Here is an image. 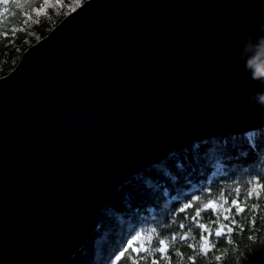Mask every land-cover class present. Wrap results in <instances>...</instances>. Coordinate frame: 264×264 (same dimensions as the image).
Masks as SVG:
<instances>
[{"label": "water", "instance_id": "1", "mask_svg": "<svg viewBox=\"0 0 264 264\" xmlns=\"http://www.w3.org/2000/svg\"><path fill=\"white\" fill-rule=\"evenodd\" d=\"M261 23L264 0H86L24 51L0 78V264H65L147 166L264 125Z\"/></svg>", "mask_w": 264, "mask_h": 264}, {"label": "trees", "instance_id": "2", "mask_svg": "<svg viewBox=\"0 0 264 264\" xmlns=\"http://www.w3.org/2000/svg\"><path fill=\"white\" fill-rule=\"evenodd\" d=\"M85 1L0 0V78ZM204 139L133 176L65 264H131L126 256L117 257L129 241L137 235L147 239L153 228L152 248L157 240L187 237L172 241L170 259L160 264H264V125ZM209 201L214 209L204 207ZM190 202L192 207L184 208ZM199 224L213 233L204 247L201 234L208 232ZM218 228L220 236L215 235ZM160 255H149L140 264H152Z\"/></svg>", "mask_w": 264, "mask_h": 264}, {"label": "snow or ice", "instance_id": "3", "mask_svg": "<svg viewBox=\"0 0 264 264\" xmlns=\"http://www.w3.org/2000/svg\"><path fill=\"white\" fill-rule=\"evenodd\" d=\"M7 11V9H5ZM238 191V190H237ZM255 191V189H254ZM251 195V193H249ZM193 200L199 201V197H193ZM236 201H233V204H235ZM192 207V203L186 204L184 208ZM207 208H215V205L212 201H209L205 206ZM184 209L182 208L181 211ZM200 215V211L198 210L196 212V216L198 217ZM227 219V217H226ZM183 227V225H181ZM199 227L203 229L205 232H208L207 236H204L201 234V240L204 242L201 247H204L210 242V238L212 237L213 233L208 231V229L203 225L199 224ZM224 227V226H222ZM231 230V229H229ZM156 232V229L153 228L151 231L147 234V239L143 235H137L134 240H131L128 242V246L124 248V250L120 253V256L117 257V260L127 257L129 261H131V264H140V261L142 260H148L149 255H154L155 253H160V257H157L156 259H153L152 264H160V262L167 261L170 259L168 255V249L171 247V242L176 240L177 238L180 240H185L187 237L185 235H179V236H173L171 238V241L166 242L165 240H157V247L152 248L151 247V240L153 239V234ZM216 236L222 235L221 230L218 228L215 232ZM143 241V243H141ZM148 244V247H145L144 244ZM136 244V247L133 245ZM189 247H194L192 245H189ZM189 259H192V257H189Z\"/></svg>", "mask_w": 264, "mask_h": 264}, {"label": "clouds", "instance_id": "4", "mask_svg": "<svg viewBox=\"0 0 264 264\" xmlns=\"http://www.w3.org/2000/svg\"><path fill=\"white\" fill-rule=\"evenodd\" d=\"M259 31L260 33H264V23H261L259 25ZM248 41V44L245 46V50H248L249 48L255 47L260 50L261 53H264V35H260L256 37L255 41L253 42L251 37L246 38ZM249 67L253 68V77L255 79H264V72H261L258 67L254 66V61H249ZM256 103H258L260 106H264V92L262 93H256L253 97Z\"/></svg>", "mask_w": 264, "mask_h": 264}, {"label": "rangeland", "instance_id": "5", "mask_svg": "<svg viewBox=\"0 0 264 264\" xmlns=\"http://www.w3.org/2000/svg\"><path fill=\"white\" fill-rule=\"evenodd\" d=\"M199 121H200V120H197L196 123L199 122ZM191 144H192V143H191ZM191 144H190V145H191ZM172 153H173V152H171L170 154H168L165 158H167V157H168L169 155H171ZM163 160H164V159H162L161 161H159V163L162 162ZM102 210H103V209H102ZM102 210H101V211H102ZM101 211H100V212H101ZM99 214H100V213H99ZM75 253H76V252H75ZM72 256H73V255H72ZM72 256H71V257H72ZM71 257H70V258H71ZM104 257H106V255H104V256L102 257V259H103ZM102 259H101V260H102Z\"/></svg>", "mask_w": 264, "mask_h": 264}, {"label": "bare ground", "instance_id": "6", "mask_svg": "<svg viewBox=\"0 0 264 264\" xmlns=\"http://www.w3.org/2000/svg\"><path fill=\"white\" fill-rule=\"evenodd\" d=\"M203 140H205V139H203ZM208 144V143H207ZM149 165V164H148ZM97 187H99V186H97ZM258 218H259V216H257ZM260 219H262V218H260ZM110 257V256H109ZM110 259V258H109ZM108 262H111V260L110 261H108ZM107 262V263H108ZM104 263V262H103ZM106 264V263H105ZM109 264V263H108Z\"/></svg>", "mask_w": 264, "mask_h": 264}]
</instances>
